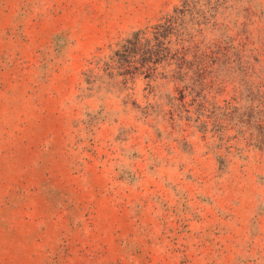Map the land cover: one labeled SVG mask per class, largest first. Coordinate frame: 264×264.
<instances>
[{"label": "rangeland", "instance_id": "374dc122", "mask_svg": "<svg viewBox=\"0 0 264 264\" xmlns=\"http://www.w3.org/2000/svg\"><path fill=\"white\" fill-rule=\"evenodd\" d=\"M0 264H264V0H0Z\"/></svg>", "mask_w": 264, "mask_h": 264}, {"label": "trees", "instance_id": "16d2710c", "mask_svg": "<svg viewBox=\"0 0 264 264\" xmlns=\"http://www.w3.org/2000/svg\"><path fill=\"white\" fill-rule=\"evenodd\" d=\"M151 29L143 28L127 33L105 57L92 60L91 66L83 72L85 84L90 86L95 81L106 79L114 80L110 86H122L127 82L132 83L139 76L149 84L159 77L163 78L160 70L173 44L170 37L165 35L163 24L158 23Z\"/></svg>", "mask_w": 264, "mask_h": 264}]
</instances>
